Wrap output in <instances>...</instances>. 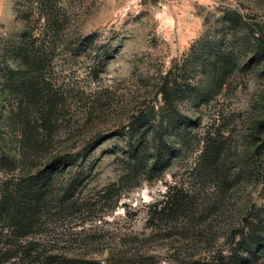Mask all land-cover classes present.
<instances>
[{"label":"rangeland","instance_id":"rangeland-1","mask_svg":"<svg viewBox=\"0 0 264 264\" xmlns=\"http://www.w3.org/2000/svg\"><path fill=\"white\" fill-rule=\"evenodd\" d=\"M61 1L52 139L32 152L0 96V188L75 161L54 176L25 264H264L260 248L241 249L264 223V0ZM25 5L0 0V56L21 41ZM213 46L230 60L226 85L210 101L183 94L177 107L196 125L169 124L166 76L204 93ZM141 115L151 124L134 130ZM209 133L222 148L213 170ZM169 190L187 201L176 218L162 211Z\"/></svg>","mask_w":264,"mask_h":264},{"label":"trees","instance_id":"trees-1","mask_svg":"<svg viewBox=\"0 0 264 264\" xmlns=\"http://www.w3.org/2000/svg\"><path fill=\"white\" fill-rule=\"evenodd\" d=\"M24 1L26 5L19 12L25 25L21 41L0 56V96L6 100L12 99L11 109L8 111L9 119L24 133L27 145L33 152L52 139L54 117L61 104L46 73L52 68L55 53L60 48L58 43L64 8L60 6L61 0ZM262 50L260 48L254 53H262ZM208 53L215 54L210 59L214 71L211 82L205 86L206 89L203 88L204 93L193 88L191 84L182 89L181 85L168 80L170 73L161 85L160 94L164 104L162 109L169 114V124L172 125L173 122L176 125H196L177 107L176 101L183 94H187L189 98L196 96L199 101L203 97L210 101L215 90H222L226 85V75L219 66H229L230 60H226L222 54L227 52L213 46ZM147 118L149 117L144 115L138 117L134 130L151 124V119ZM41 132L47 133L43 141L40 140ZM205 139L202 157L207 167L213 170L220 163L221 143L213 133H209ZM74 162L73 157H61L50 164L52 168L49 167V170L19 176L12 183L0 188V264H25L26 260L33 258L30 239L37 233L41 219L51 209L53 201L55 202L54 176L63 172L67 166L74 165ZM65 200L67 197L63 195L59 201L61 206L65 205ZM161 203L162 211H168V216L173 218L184 213L187 206L186 198L176 195L172 190H169ZM248 237L245 245L241 247L246 259L256 254L258 248L260 252L264 251V223L252 227ZM238 255L240 257L243 253ZM192 264L203 263L195 261Z\"/></svg>","mask_w":264,"mask_h":264}]
</instances>
